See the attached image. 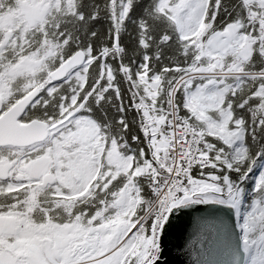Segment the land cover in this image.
<instances>
[{
	"label": "snow or ice",
	"instance_id": "1",
	"mask_svg": "<svg viewBox=\"0 0 264 264\" xmlns=\"http://www.w3.org/2000/svg\"><path fill=\"white\" fill-rule=\"evenodd\" d=\"M0 264H264V0H0Z\"/></svg>",
	"mask_w": 264,
	"mask_h": 264
}]
</instances>
